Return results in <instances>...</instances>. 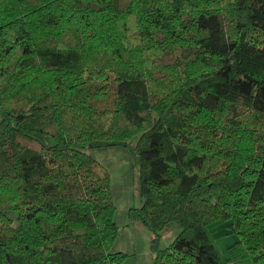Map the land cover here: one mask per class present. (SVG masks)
<instances>
[{
	"label": "trees",
	"instance_id": "1",
	"mask_svg": "<svg viewBox=\"0 0 264 264\" xmlns=\"http://www.w3.org/2000/svg\"><path fill=\"white\" fill-rule=\"evenodd\" d=\"M132 139L152 264H264V0H0V264H123Z\"/></svg>",
	"mask_w": 264,
	"mask_h": 264
},
{
	"label": "rangeland",
	"instance_id": "2",
	"mask_svg": "<svg viewBox=\"0 0 264 264\" xmlns=\"http://www.w3.org/2000/svg\"><path fill=\"white\" fill-rule=\"evenodd\" d=\"M132 141L127 145L93 147L90 152L111 173L116 204L115 220L119 225L114 250L127 253L123 264H152L155 256L151 250V233L141 221H133L129 218L130 208L142 204L140 159L133 150L135 140ZM206 228L225 260L227 247L237 239V235L228 231L224 221H216ZM180 230L181 227L177 222H169L162 231L161 246H167ZM241 264H252V261L243 260Z\"/></svg>",
	"mask_w": 264,
	"mask_h": 264
}]
</instances>
